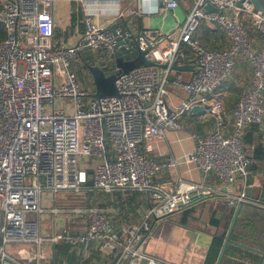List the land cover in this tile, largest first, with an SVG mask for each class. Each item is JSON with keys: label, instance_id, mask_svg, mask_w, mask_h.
Wrapping results in <instances>:
<instances>
[{"label": "built area", "instance_id": "built-area-1", "mask_svg": "<svg viewBox=\"0 0 264 264\" xmlns=\"http://www.w3.org/2000/svg\"><path fill=\"white\" fill-rule=\"evenodd\" d=\"M54 1L0 0V26L6 32L0 42V264H41L46 251L58 243L78 253H87L95 243L118 249L126 264L144 259L158 264L159 259L144 251L157 221L209 198L231 208L241 204L264 209L260 198L245 197L248 169L257 160L241 143L246 126L264 124L263 13L246 1L239 7L237 0H191L184 9L181 0H162L161 11L182 16L178 34L166 36L167 44L160 49L163 38L145 33L136 39L124 26L109 31L86 9L78 43L55 46ZM126 1L140 2L139 13L158 10V0ZM206 5L213 10L207 11ZM122 18L116 8L115 19ZM249 22L261 36L258 51L248 39ZM203 24L218 26L228 48L203 47L195 39ZM130 41L142 50L149 48L145 58L155 66L121 74L116 97L95 98L79 87L72 63L82 62L81 50L87 47L112 58L120 50L131 51ZM186 50L194 55V76L188 82L172 69L174 64L185 65ZM238 57L250 63L252 81L236 101L233 130L226 135L223 103L215 90L230 77ZM168 86L184 95L178 104L168 100ZM65 99L70 103L54 107L56 100ZM195 106L215 119V129L205 136L180 122ZM181 131L193 141L189 153L162 162L140 153L142 143ZM183 163L195 165L205 178L214 175L221 184L155 181L159 172ZM117 191L147 198L138 223L120 232L111 229L103 208L56 206L57 198L67 193ZM46 222L56 232L41 234ZM79 223L84 224L82 231Z\"/></svg>", "mask_w": 264, "mask_h": 264}, {"label": "crops", "instance_id": "crops-1", "mask_svg": "<svg viewBox=\"0 0 264 264\" xmlns=\"http://www.w3.org/2000/svg\"><path fill=\"white\" fill-rule=\"evenodd\" d=\"M82 1L81 4L72 0L54 1L52 15L54 19L53 43L55 46H75L78 43L83 34L82 16L83 10L86 9L93 13L96 23L109 31L124 26L136 39L145 33H149L153 38H163L158 46L160 49H163L167 44L166 36L176 37L178 34L177 21L181 19L182 15L177 12L161 11L162 7L159 6L158 1L157 11H150L152 7H149V2H145L147 3L146 9L150 11L146 13H139L142 8L140 2L129 5L126 0ZM180 4L184 9H187L191 6L192 1L181 0ZM116 8L123 13L122 20L119 19L120 23H117L119 20L115 19ZM1 28L4 30L3 27ZM247 30L252 49L258 51L261 46L260 34L252 28L250 22L247 24ZM195 39L209 50L221 51L229 46L224 32L218 26L201 25L195 34ZM84 51L85 49L81 50L80 53L83 55ZM186 55L187 60L184 63L190 68L188 71L181 72V79L184 82H188L194 76V55L189 50H186ZM251 81L252 69L250 63L247 59L238 57L230 77L215 90V94L219 95L223 103L225 114L223 132L226 135L231 134L233 130V112L236 101L243 91L250 88ZM167 90L169 93L168 100L174 104H178L184 98L182 93L171 86H168ZM180 122L182 126L200 136L212 132L216 125L215 119L205 111L185 114ZM241 143L244 152L249 157L257 160L256 164L248 169V174H251L254 178L252 197L259 195L261 202L264 204V197L261 194L264 184V124L246 126L242 131ZM192 148L193 141L190 135L185 131H181L167 132L162 139L153 138L146 141L139 146V151L145 158L162 162L171 156H183L189 153ZM178 178L196 184L211 186L221 184L214 175L211 174L205 178L195 165L186 163L181 164L177 169L159 172L155 177V181H175ZM238 181L242 183L240 178ZM255 184H261V187L258 189ZM83 196L86 198L87 206L100 207L107 211L111 229L116 232L136 225L142 210L147 204L144 193L132 191H117L110 194L88 192ZM236 207L231 208L222 202L209 198L159 220L154 226L153 238L144 246V251L159 259L160 263L158 264H205L213 238L222 233L226 236ZM247 213L257 214L264 218V209L242 205L237 220L244 218ZM256 224L260 228H264V223L257 222ZM77 226L80 227V229L78 228L79 231L84 229L82 223L77 224ZM49 231L53 233L54 230L50 228ZM229 245L231 243L227 244L226 249ZM242 245L249 249L234 246L253 252L259 255L262 260V255L253 250L264 252V246L259 247L257 244L248 241ZM225 253L226 250L221 264L239 263L233 258L227 257ZM46 257L47 260L41 264H126L125 259L120 257L118 249L112 247L104 249L101 245L97 246L95 243L89 246L87 253L83 251L78 253L77 249H73L64 243H58L46 251ZM216 261L213 264H216ZM242 264L249 263L242 262Z\"/></svg>", "mask_w": 264, "mask_h": 264}, {"label": "trees", "instance_id": "trees-1", "mask_svg": "<svg viewBox=\"0 0 264 264\" xmlns=\"http://www.w3.org/2000/svg\"><path fill=\"white\" fill-rule=\"evenodd\" d=\"M6 37L5 31L0 27V42ZM83 61V60H82ZM108 73V69H105ZM253 125V124H251ZM255 125V124H254ZM242 136V135H241ZM252 167V166H250ZM249 167V168H250ZM262 196L264 197V184H263ZM82 195H74L72 193H67L65 195L59 196L56 200V206L58 207H86L87 201ZM88 202H90L88 200ZM250 206V205H247ZM257 208L255 206H250ZM187 209V208H186ZM183 210V209H182ZM264 223V218L257 214L247 213L244 218H239L231 233V239L233 242L244 244V242H251L252 244H257L259 247L264 246V228H260L256 223ZM259 227V228H257ZM224 233L217 235L213 238L210 248L208 250L207 259L205 264H213L218 254L221 250ZM227 257L233 258L236 264L249 263V264H259L261 257L253 252L245 251L241 248L234 246V244L229 245L226 249Z\"/></svg>", "mask_w": 264, "mask_h": 264}, {"label": "water", "instance_id": "water-1", "mask_svg": "<svg viewBox=\"0 0 264 264\" xmlns=\"http://www.w3.org/2000/svg\"><path fill=\"white\" fill-rule=\"evenodd\" d=\"M244 1H246L248 4L252 5V7L256 11H259V12L264 14V0H237L236 5L240 7V6H242V2H244ZM158 2H159V6L162 7V0H158ZM205 9L207 11L213 10V8L210 5H206ZM117 23H120V21H118ZM129 43L131 46H133V49L131 51L120 50L111 59V61H114V63L116 64V67L119 69V71L122 74H126V73H128L134 69H138L140 67L155 66L154 63L148 61L145 58V54L149 51V48L142 50L139 47V45L137 43H135L134 41H130ZM85 50H88V48L86 47ZM161 68H164V66H161ZM189 68L190 67L187 65L174 64L172 69L176 72H185V71H188ZM116 96H118V95H115L113 97H116ZM95 98H100V97L96 96ZM200 111H204V107L195 106L192 108L190 113H199ZM253 182H254V178L251 176V174H247L246 179H245V188H244V193H245L246 198H253L252 197ZM255 198H259V195H257ZM241 206H242L241 204L237 205V207L234 210V215H233V218L230 222L226 236L224 238L223 245H222L220 253L218 255L216 264H221V261H222V258H223V255H224V252L226 250L228 243L234 244V245L242 247V248L249 249L248 247H245V245L230 241V236H231L233 228L236 224L237 216H238V213L241 209ZM250 250H252V249H250ZM253 251L258 252L260 255H262V260L260 261V264H264V252H259L256 250H253ZM139 264H147V260L144 259Z\"/></svg>", "mask_w": 264, "mask_h": 264}, {"label": "rangeland", "instance_id": "rangeland-1", "mask_svg": "<svg viewBox=\"0 0 264 264\" xmlns=\"http://www.w3.org/2000/svg\"><path fill=\"white\" fill-rule=\"evenodd\" d=\"M81 56L83 59L81 63H72V71L76 74L79 87L88 91L92 97L110 98L117 95L116 82L122 73L114 61H111L112 58H106L102 53L90 50H85ZM105 69L109 72L106 73ZM63 103L69 104L70 101L56 100L54 107L58 108ZM50 225V222H46L41 234L50 235Z\"/></svg>", "mask_w": 264, "mask_h": 264}]
</instances>
